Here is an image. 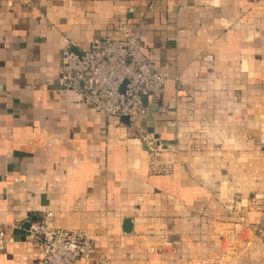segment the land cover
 Segmentation results:
<instances>
[{"label": "crops", "instance_id": "0c3cea01", "mask_svg": "<svg viewBox=\"0 0 264 264\" xmlns=\"http://www.w3.org/2000/svg\"><path fill=\"white\" fill-rule=\"evenodd\" d=\"M126 22L168 75L127 121L58 80L63 38L86 48ZM46 212L105 264H262L264 0H0V264H37Z\"/></svg>", "mask_w": 264, "mask_h": 264}, {"label": "built area", "instance_id": "2783aa9c", "mask_svg": "<svg viewBox=\"0 0 264 264\" xmlns=\"http://www.w3.org/2000/svg\"><path fill=\"white\" fill-rule=\"evenodd\" d=\"M128 12L133 13L134 6L130 5ZM141 25L121 23L117 25V37H101L86 48H78L63 38L58 74L61 86L75 90L78 84V102L107 117L148 116L149 106L163 101L168 75L146 55L139 40ZM201 60L210 66L213 56L207 55ZM161 113H165L163 106ZM149 149L157 158L164 152L152 143ZM154 169L158 174L173 173L169 164L156 163ZM0 236L3 239L4 233ZM28 237L41 247L37 264H76L79 260L105 264L96 260L97 244L88 230L61 229L55 226L52 212H46L40 221L30 226Z\"/></svg>", "mask_w": 264, "mask_h": 264}, {"label": "water", "instance_id": "95a60500", "mask_svg": "<svg viewBox=\"0 0 264 264\" xmlns=\"http://www.w3.org/2000/svg\"><path fill=\"white\" fill-rule=\"evenodd\" d=\"M76 85H78V84H76ZM123 120L127 121V120H129V118H127V117H124V118H123Z\"/></svg>", "mask_w": 264, "mask_h": 264}, {"label": "rangeland", "instance_id": "374dc122", "mask_svg": "<svg viewBox=\"0 0 264 264\" xmlns=\"http://www.w3.org/2000/svg\"><path fill=\"white\" fill-rule=\"evenodd\" d=\"M262 264H264V260L262 261Z\"/></svg>", "mask_w": 264, "mask_h": 264}]
</instances>
